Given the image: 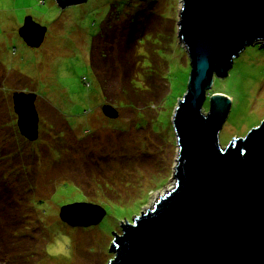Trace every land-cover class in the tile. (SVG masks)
Wrapping results in <instances>:
<instances>
[{"label": "rangeland", "instance_id": "1", "mask_svg": "<svg viewBox=\"0 0 264 264\" xmlns=\"http://www.w3.org/2000/svg\"><path fill=\"white\" fill-rule=\"evenodd\" d=\"M180 0H0V264H106L108 244L174 186L172 118L189 73L177 38ZM45 28L19 38L23 20ZM35 94L37 138L15 125L12 92ZM229 100L223 148L264 119V49L246 46L209 97ZM103 104L117 115L101 113ZM90 203L95 225L68 226L59 208ZM92 213V211H89ZM73 221H85L69 210ZM124 219V220H123ZM120 221V222H119ZM70 240V244L66 242ZM67 253V254H65Z\"/></svg>", "mask_w": 264, "mask_h": 264}, {"label": "water", "instance_id": "2", "mask_svg": "<svg viewBox=\"0 0 264 264\" xmlns=\"http://www.w3.org/2000/svg\"><path fill=\"white\" fill-rule=\"evenodd\" d=\"M84 1L54 0L59 8ZM180 1L177 38L189 73L172 118L178 148L174 186L151 209L131 215V223L119 221L121 234L110 232L113 258L106 264H264V119L222 148L217 134L228 98L210 96L202 112L213 76L223 78L246 46L264 49V0ZM44 33L30 17L17 30L29 47H38ZM34 100L32 92L11 94L17 131L30 142L38 134ZM100 110L110 119L117 115L107 104ZM70 209L85 221L71 220ZM103 215L90 203L63 205L58 212L68 226L95 225Z\"/></svg>", "mask_w": 264, "mask_h": 264}, {"label": "clouds", "instance_id": "3", "mask_svg": "<svg viewBox=\"0 0 264 264\" xmlns=\"http://www.w3.org/2000/svg\"><path fill=\"white\" fill-rule=\"evenodd\" d=\"M66 242L70 244V240H67V238H66ZM65 254H67V253H65Z\"/></svg>", "mask_w": 264, "mask_h": 264}]
</instances>
